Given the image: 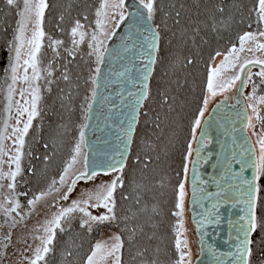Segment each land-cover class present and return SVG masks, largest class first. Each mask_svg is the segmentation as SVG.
<instances>
[{"label":"snow or ice","instance_id":"6c2138e0","mask_svg":"<svg viewBox=\"0 0 264 264\" xmlns=\"http://www.w3.org/2000/svg\"><path fill=\"white\" fill-rule=\"evenodd\" d=\"M9 10L15 9L16 23L13 29V37L8 45L9 61L5 69L6 90L4 94L3 114L0 116V216L4 217V222L9 228L4 240L0 241V247L5 249L0 253V261L6 255V249L12 240L11 229L24 219V215L34 211L37 204L46 199L53 192L57 194L56 202L52 207L57 210L50 218L46 219L39 228L35 229L37 235L33 236V241H38L36 246L28 247L32 250V256L26 257L27 264H47V257L54 252V241L57 231L65 232L74 220H79V228L88 234L94 231L115 227L118 231L113 232L108 240L97 241L90 249L85 264H125L124 251L125 245L133 246L136 244L137 232H143V227L132 223L136 219L137 213L121 216L118 212L116 192L118 188L124 187L123 169L126 167L124 155L128 153L129 144L133 137V125L136 123V108L133 109L128 117L127 128L122 129L124 145L123 150H119V158L113 156L111 160L103 163L90 161L86 148L85 132L79 133V140L73 149L71 160L66 163L59 180H53L47 191H41L39 195L33 196L22 203L21 197H27V191H18V185L23 178V161L26 156L31 155L28 142L30 129L33 128V121L40 116V101L42 99V89L51 91L50 85L54 79V65L57 61H67L61 67L65 69L61 73V78L69 79L66 71L67 64L74 61L81 55V45L87 44L90 50L87 52L89 57H95L96 67L93 69L94 75L90 76L92 85L90 96L86 101H94L97 92V78L101 73L99 65L104 61L105 54L108 52L106 42L115 35L118 28L126 19V0H101L99 7L95 10L94 27L92 21L88 24L81 23L80 19L72 22L70 30L67 32L68 42L53 37L46 33L44 29L45 12L49 8L47 0H5ZM142 9L137 10V19L143 20L146 30L152 36L150 51H157L156 39L158 32L155 31L148 21H152L156 13V0H139ZM224 9L217 7L216 12L223 13ZM181 13H175V23L179 24ZM63 20V17H61ZM84 20H88L85 16ZM249 25L251 29L253 23L256 29L245 31L238 36V46L233 44L226 50L227 54L220 51L216 52V57H222L217 64L216 57H212V65L209 68L206 95L203 99V106L199 110V116L194 120L192 132L193 139H196V129L201 128V118L207 111L208 104L212 98L218 94H226L229 90L235 89L238 94L241 89L251 85V94L244 97L248 103L244 106L242 119L246 122L245 127L249 131V137L245 138L247 147L243 148L240 158L232 156V161L240 165V172L245 168H252L251 179H243L240 174L231 172V162L226 163L224 175L219 180H215L217 191L215 193L206 191L204 188H197L200 181L199 174L195 176L192 183L193 200L203 205V201L209 203L205 207L201 218L197 221L200 228L210 225L214 221L219 223V211L222 205L228 204L229 200L236 199L241 203L243 215L236 221H229V228L234 229L230 236H234V251L229 255L233 264H264V256L258 257L254 262L253 245L264 244V213L258 215V209L264 206V187L259 183L264 179V94H258L260 87L264 85V0H256L254 6L249 9ZM166 23V21H165ZM61 33L65 29L57 25ZM215 27V25H213ZM51 53V59L47 66L42 65V57ZM247 53V55H245ZM259 54V55H258ZM71 58V59H69ZM156 60L149 55L145 69L142 71L143 83H141L140 93L136 96V105L148 98V80L152 65ZM188 63H192L191 60ZM253 68L259 70L253 72ZM233 73L228 75V73ZM242 75L244 78L242 79ZM259 78V83L254 80ZM43 82V83H41ZM239 82V87H237ZM167 102L166 100L164 101ZM240 103L239 100L236 101ZM92 103L86 104L85 120L87 112L91 111ZM158 119V118H157ZM257 124L259 128L257 129ZM87 127L86 124L81 129ZM203 136V130H201ZM255 137V141L251 140ZM208 141L203 140V143ZM47 147V145H45ZM192 155V147L189 145L186 160ZM197 160L191 161L193 165L200 164V151L196 152ZM47 159V157H45ZM81 167L74 166L81 161ZM139 162V158H137ZM206 162V158L205 161ZM146 166V165H145ZM33 171L34 169H29ZM195 171V169H193ZM112 172L120 173L115 176L110 183L100 184L95 189L84 188L75 199H72L67 206L63 202L69 201L70 196L76 190L77 185L83 182L88 184L94 181L97 176L108 175ZM184 179L178 184L175 209L173 216L178 218L176 227V259L173 264H192V254L185 236L184 208L186 196V183L188 182V165L184 166ZM20 178V179H18ZM238 178L240 183H233V179ZM7 181V183H5ZM223 181L224 183H221ZM239 189L238 199L235 193ZM123 199L130 197L123 196ZM139 203V197H136ZM27 207L29 212L21 215L22 210ZM104 209L102 213L93 214L91 209ZM155 212V209H153ZM17 217L20 219L18 220ZM3 227V225H0ZM158 252V250H157ZM213 255H216L212 249ZM148 249L137 250L136 256L146 257ZM217 261L219 257L217 256ZM141 264H157L155 259H142Z\"/></svg>","mask_w":264,"mask_h":264},{"label":"trees","instance_id":"16d2710c","mask_svg":"<svg viewBox=\"0 0 264 264\" xmlns=\"http://www.w3.org/2000/svg\"><path fill=\"white\" fill-rule=\"evenodd\" d=\"M47 2L44 29L61 39L75 19L83 24L94 23L99 6V0ZM255 3L256 0H156L157 10L152 20L160 34L156 63L123 169L124 187L115 194L119 214L137 213L132 223L143 227V232L136 234V244L125 245V264H141L142 259L173 264L176 259V217L172 215L176 190L185 175V158L193 139L194 120L203 106L211 58L217 51L225 52L239 35L250 30L249 9ZM217 7L224 9L222 14L216 12ZM177 11L181 13L179 24L175 23ZM85 16L88 20H84ZM16 19L15 9L9 10L5 0H0V112L10 55L8 45ZM57 25L65 32L61 33ZM66 39L63 40L67 43ZM85 45L80 46L83 59L78 56L67 64L69 79L61 78L65 71L61 64L67 61H59L54 65L51 91L42 89L40 116L33 121L28 137L31 155L23 161L25 170L18 185V191H27L28 196L46 191L58 178L79 139L89 102L85 98L93 88L90 76L95 74L93 69L97 66L95 57L87 55L90 50ZM50 59L49 51L42 57V65L47 66ZM259 183L264 187V179ZM121 193L130 199H123ZM261 213L264 206L258 209L257 214ZM110 230L118 231L115 227ZM100 235L101 230L88 234L79 228V220H74L69 230L57 231L54 252L48 255L47 264H85ZM144 248L148 249L146 257L136 256L137 250ZM253 249L255 262L264 256V244L253 245Z\"/></svg>","mask_w":264,"mask_h":264},{"label":"water","instance_id":"95a60500","mask_svg":"<svg viewBox=\"0 0 264 264\" xmlns=\"http://www.w3.org/2000/svg\"><path fill=\"white\" fill-rule=\"evenodd\" d=\"M127 19L115 29V35L106 42L108 52L104 61L99 65L101 73L97 78V96L92 103L91 111L87 112V120L84 124L85 141L88 158L97 163L109 161L113 156L119 158V150H123V131L127 128L129 114L133 106L136 111V123L133 125V137L139 122L143 100L136 105V96L140 93V85L143 83L142 71L145 69L149 55L156 60L157 51H150L152 36L146 30L143 20L137 19V10L145 12L139 4V0H126ZM152 28L158 32L153 21H148ZM160 43V34L156 39L157 50ZM149 73V82L154 71ZM244 76L242 75V79ZM239 82L237 87H239ZM94 87V86H93ZM240 103L237 104L236 101ZM247 104L244 99V89L241 93H235L231 97L223 96L212 104L207 114L201 122L193 145V158L197 160L196 152L200 151L201 163L193 165L190 163L188 170V200L187 208L189 218L193 226L195 240L196 257L192 264H233L230 252L234 251L235 239L230 236L234 229L229 228V221H236L243 215L241 209L243 205L236 202V199L229 200L228 204L222 205L219 211V223L215 221L210 225L200 228L197 221L201 218L208 201L197 203L193 200L192 183L198 173L200 181L197 188H204L206 191L215 193L217 187L215 180H219L224 175L226 163L231 162V172L238 173L243 179H251L252 168H245L240 172V165L232 161V156L240 158V153L245 144V138L250 133L246 129V122L242 119L244 106ZM83 124V125H84ZM203 130V136L201 135ZM129 144L128 153L124 155L127 161L133 142ZM206 140L207 143L202 141ZM251 140L253 138L251 137ZM206 158V162L205 161ZM195 169V171H193ZM221 183H224L221 181ZM233 183H240L238 178L233 179ZM239 189L235 196L238 199ZM212 249L216 255H213ZM217 256L219 261H217Z\"/></svg>","mask_w":264,"mask_h":264},{"label":"rangeland","instance_id":"374dc122","mask_svg":"<svg viewBox=\"0 0 264 264\" xmlns=\"http://www.w3.org/2000/svg\"><path fill=\"white\" fill-rule=\"evenodd\" d=\"M100 2H101V0H99L98 5L100 4ZM81 23H83V22H81ZM91 27H94V23L91 25ZM255 29H256V25L254 23L253 27L250 30H248V31H252V30H255ZM66 37L68 38L67 35H64L63 39H66ZM67 42H68V40H67ZM262 42H264V41H262ZM235 44H237V46H238V38H237V41L235 42ZM85 46L87 47V45H85ZM222 53L227 54L226 51L222 52ZM245 55H247V53H245ZM213 57H216V54ZM69 59H71V58H69ZM221 59H222V57H216L215 62L218 64ZM56 64H59V61H57ZM211 65H212V60L210 62L209 68L211 67ZM258 70H259L258 68H253L252 69L253 72H256ZM232 74L233 73H231V72L228 73V75H232ZM253 79L256 80L257 83H259V78L258 77H254ZM3 81H4L3 84L5 85V90H6V87H7L6 77H5V79ZM237 84H238V82H237ZM5 90H4L3 96H2L3 105H4ZM234 93H235V89H232V90H229L226 94H218L215 98H212L210 100L209 104H208V108H207V111L205 112V115L209 111V109L212 106V104L214 102H216L219 98H221L223 96L231 97V95L234 94ZM249 94H251V85H249L248 88H244V97L249 95ZM258 94H264V85H262L260 87V91L258 92ZM205 95H206V93H205ZM246 102L248 103V101H246ZM2 114H3V107L1 108L0 116H2ZM203 118H201V122H202ZM258 128H259V124H257V129ZM198 130H199V128L196 129L195 137H196V135L198 133ZM252 138L255 141V137H252ZM78 140L76 141V143L78 142ZM194 141H195V139H192V142H191L192 154H193ZM75 145H74V147H75ZM74 147H73V149H74ZM72 155H73V150H72V153H71L69 159L65 162L64 167L66 166V163L71 160ZM192 158H193V156L191 155V157L186 162L187 165H188V170H189V164L191 163ZM81 163H82V160L78 161V163L74 167L75 168H80L81 167ZM64 167H63V169H64ZM63 169H62V171H63ZM62 171H61V173H62ZM119 174L120 173H117V172H112V173H110L108 175L101 174V175L97 176L94 181H91L88 184H84L83 182H81L80 184L77 185L76 190L70 196L69 201L63 202L64 206H67V204L70 203L72 199H75L82 189H84L86 187L90 188V189H95V187L100 185V184L110 183L111 180L115 176H117ZM59 176L56 179L57 181L59 180ZM184 177H185V175H184ZM184 177L182 178V180L184 179ZM5 183H7V181H5ZM185 187H186V196H185V208H184L183 219H184V225H185L186 232H185V236L181 237V238L182 239L183 238H187V240L189 242V248L191 250L192 263H193V260L196 257V252H195V240H196V237L194 236L193 226L191 224V221H190V218H189V211H188V208H187V200H188V193H189V191H188V187H189L188 182L186 183ZM39 194L40 193L35 194V195H39ZM32 196L33 195L28 196L27 198H25V200L21 199L22 203H25L26 200L31 198ZM176 196H177V190H176ZM56 199H57V194L55 192H53L46 199L41 200L37 204L35 210L31 211L30 214L24 215L25 213L29 212L27 207H25L22 210L21 215H24V219L22 221H20L16 225V227L14 229H11L12 240L10 242L9 247L6 249V255L3 257V260L0 261V264H27L26 257H30L33 254L32 250L28 247V245H32V248H34L36 246V243H38V241H33V236L37 235L35 229L39 228L40 225H42L46 219L50 218L51 215L54 212H56L57 208L56 207H52V205L56 202ZM91 211H93V214H99V213H102L104 211V209H102V208H100V209H91ZM175 211H176V209H175ZM17 219L19 220L20 218L17 217ZM177 222H178V218L176 217L175 226L177 225ZM0 225H3V227H0V241H2L3 243H8V241L4 240V237L10 230H9L7 224H5L4 217H2V216H0ZM175 230H176V227H175ZM113 232L114 231L110 230L107 227L103 228L101 230L100 237L95 241V243L97 241H99V240H108L110 235ZM4 252H5V249L3 247H0V253H4Z\"/></svg>","mask_w":264,"mask_h":264},{"label":"flooded vegetation","instance_id":"af4514ba","mask_svg":"<svg viewBox=\"0 0 264 264\" xmlns=\"http://www.w3.org/2000/svg\"><path fill=\"white\" fill-rule=\"evenodd\" d=\"M189 166H190V164H189Z\"/></svg>","mask_w":264,"mask_h":264}]
</instances>
